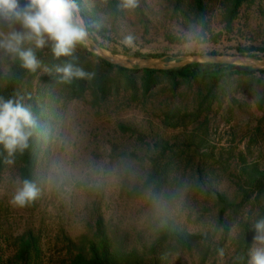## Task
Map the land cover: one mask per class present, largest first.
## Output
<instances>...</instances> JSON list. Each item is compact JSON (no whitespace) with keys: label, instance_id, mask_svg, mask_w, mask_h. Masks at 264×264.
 I'll return each mask as SVG.
<instances>
[{"label":"rangeland","instance_id":"obj_1","mask_svg":"<svg viewBox=\"0 0 264 264\" xmlns=\"http://www.w3.org/2000/svg\"><path fill=\"white\" fill-rule=\"evenodd\" d=\"M82 3L115 40L104 44L108 54L121 58L131 56L124 49L165 54L167 61L178 54H238L237 48L264 42V0H138L131 10L122 0ZM47 48L36 51L41 67L26 71L17 86L41 140L33 172L40 195L24 208L11 204L21 163L15 157L6 164L0 149V264H70L78 253L89 256L100 231L110 249L137 250L142 264H243L247 222L250 254L261 247L253 226L264 219V181L257 175L264 171V72L173 81L139 67L109 70L80 54V67L101 82L87 79L77 98L55 71L67 58L54 59ZM13 63L0 54L5 98ZM116 169H127L116 181L93 187L80 181L85 172ZM149 191L167 206L154 204ZM217 192L232 203L224 226L217 224ZM167 219L202 238L188 247L160 242Z\"/></svg>","mask_w":264,"mask_h":264},{"label":"clouds","instance_id":"obj_2","mask_svg":"<svg viewBox=\"0 0 264 264\" xmlns=\"http://www.w3.org/2000/svg\"><path fill=\"white\" fill-rule=\"evenodd\" d=\"M137 2L122 0V7L135 9ZM87 35L77 0H0V54L19 60L20 66L29 73L41 67L36 51L50 47L54 59L68 58L55 69L61 82L90 79L93 74L79 67L74 55L76 46L83 44ZM127 42L131 43L130 37ZM38 128L39 122L31 106L25 105L22 97L0 96V149L6 153V164H13L15 157L29 148L30 139ZM126 171L85 172L80 176V181L93 187L105 180L116 181ZM39 195L40 189L36 184L24 179L20 181L11 204L24 208ZM148 195L159 208L167 206L160 194L149 191ZM253 231L254 241L261 247L251 252L250 264H264V219L255 223Z\"/></svg>","mask_w":264,"mask_h":264},{"label":"trees","instance_id":"obj_3","mask_svg":"<svg viewBox=\"0 0 264 264\" xmlns=\"http://www.w3.org/2000/svg\"><path fill=\"white\" fill-rule=\"evenodd\" d=\"M77 4L80 9V13L86 25L87 31L90 37L96 41L100 46L104 47L105 43H115V40L107 33V31L97 22L96 17L88 14L85 10H83L82 0H77ZM49 54L52 56L50 47L47 48ZM106 49V48H105ZM237 53L242 55H250L254 57L264 58V42L257 47H241L237 48ZM126 55H131L135 57L149 58V57H161L165 54H147L140 52H131L130 49H124ZM216 53V52H209ZM87 55L91 58L97 59L101 65L107 67L109 70L112 68H116L120 71H131L124 67L116 66L108 63L107 61L99 58L98 56L92 54L88 51L86 45L78 44L75 50L76 63L80 67L78 61V55ZM182 55V54H180ZM178 55L168 56L169 60H173ZM68 59V58H67ZM85 70V69H84ZM134 70H137L135 68ZM144 72L147 76L152 77L155 74H160L170 78L173 81L177 79L183 80H208L217 82L224 78H229L234 75H253L255 73H263L264 71L259 69H253L249 67H240V66H232V65H221V64H201V63H193L186 65L184 67L171 68V69H144ZM26 70H24L20 66L19 60H14L13 66L9 72L8 81L5 85V93L6 97L17 96V86L21 83V81L25 77ZM91 84L100 83V79L97 78V75L93 74L89 79ZM84 82H87V79H74L70 85L69 90L72 97L79 98L80 95H77V91L82 93V85ZM72 93L74 95H72ZM78 93V94H79ZM41 140L37 136L35 132L33 137L30 139L29 148L25 150V152L21 155L18 154L16 157L21 163L20 167V179L21 181L24 179H28L33 182V172L36 168V160H37V146L40 144ZM2 155L0 154V162ZM1 164V163H0ZM259 175L260 180L264 181V171L261 173H257ZM34 183V182H33ZM216 200L219 204V209L217 213V224L224 226L226 223V214L229 211H232L231 204L227 201V198L221 194L216 193ZM163 228L160 230V242L175 240L180 245L190 246L195 240L200 239L198 235L191 234L186 231H181L178 227L174 225V222L170 219H167ZM250 223H245L242 231V245L240 246L241 253L239 254V259L243 264H248L250 259V249L252 246V235L250 234ZM99 236H101L99 241H90L89 242V256H85L81 253L75 255L70 264H142L143 259L137 250H124V252L110 249L112 243L107 238L102 231L99 232ZM229 234V228L224 227L222 231V239L226 240ZM115 248V245H113ZM117 247V246H116Z\"/></svg>","mask_w":264,"mask_h":264},{"label":"water","instance_id":"obj_4","mask_svg":"<svg viewBox=\"0 0 264 264\" xmlns=\"http://www.w3.org/2000/svg\"><path fill=\"white\" fill-rule=\"evenodd\" d=\"M82 18V15L80 13ZM83 20V18H82ZM84 21V20H83ZM86 26V25H85ZM89 52L98 56L99 58L107 61L110 64L124 67V68H135L141 69H171L184 67L193 63L201 64H221V65H232L240 67H249L253 69H264V58L253 57L250 55L242 54H221V53H190L176 57L173 60L167 61V55L161 57H135L130 56L128 58H121L112 54H108V50L100 46L94 41L89 33L84 42Z\"/></svg>","mask_w":264,"mask_h":264}]
</instances>
